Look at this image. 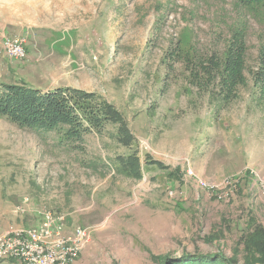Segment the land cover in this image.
<instances>
[{
    "label": "rangeland",
    "instance_id": "rangeland-1",
    "mask_svg": "<svg viewBox=\"0 0 264 264\" xmlns=\"http://www.w3.org/2000/svg\"><path fill=\"white\" fill-rule=\"evenodd\" d=\"M233 28L247 80L224 102L203 66ZM13 35L26 36V56L5 52ZM263 55L264 8L236 0H0V84L70 88L105 117L68 140L0 117V234L54 212L90 231L69 264L185 252L255 264L242 236L253 218L264 226Z\"/></svg>",
    "mask_w": 264,
    "mask_h": 264
},
{
    "label": "trees",
    "instance_id": "trees-1",
    "mask_svg": "<svg viewBox=\"0 0 264 264\" xmlns=\"http://www.w3.org/2000/svg\"><path fill=\"white\" fill-rule=\"evenodd\" d=\"M241 6L252 10H262L264 0H236ZM246 45L245 35L240 28H233L231 37L227 40L224 51L219 57L213 56L203 65L206 80L212 81L219 76L226 89L224 102L230 101L241 85L246 84ZM255 80L264 91V55L258 71L254 72ZM201 77V76H200ZM218 77V78H219ZM86 95L70 88H55L46 92L23 84H0V117L9 120L18 127L33 132L42 130H57L63 138L79 139L83 132L100 126L105 120L103 110L87 106ZM120 132L125 128L121 125ZM119 139H126L119 135ZM129 158L126 166L134 174H138V163ZM253 218L252 226L243 233L242 243L249 256L247 262L264 264V226L256 224ZM255 226V227H254ZM254 228V229H253ZM163 264H237L223 254L189 253L180 257H164ZM250 264V263H246Z\"/></svg>",
    "mask_w": 264,
    "mask_h": 264
},
{
    "label": "built area",
    "instance_id": "built-area-1",
    "mask_svg": "<svg viewBox=\"0 0 264 264\" xmlns=\"http://www.w3.org/2000/svg\"><path fill=\"white\" fill-rule=\"evenodd\" d=\"M26 42L25 35L7 36L5 52L26 56ZM90 237L88 228L70 227L64 215L47 212L40 226H19L0 234V264L9 259L21 264H69L81 254Z\"/></svg>",
    "mask_w": 264,
    "mask_h": 264
},
{
    "label": "crops",
    "instance_id": "crops-1",
    "mask_svg": "<svg viewBox=\"0 0 264 264\" xmlns=\"http://www.w3.org/2000/svg\"><path fill=\"white\" fill-rule=\"evenodd\" d=\"M30 43L27 41L26 42V49L29 51L30 50V45H29ZM42 223V222H41ZM41 225V224H40ZM40 225H38V226H40ZM19 263L20 264V262L19 261H17V260H13V259H9V260H5V261H3L2 262V264H14V263Z\"/></svg>",
    "mask_w": 264,
    "mask_h": 264
}]
</instances>
